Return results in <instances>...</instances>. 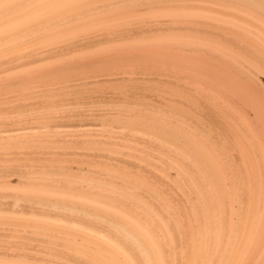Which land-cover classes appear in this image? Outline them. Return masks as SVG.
I'll return each mask as SVG.
<instances>
[{"label":"bare ground","instance_id":"1","mask_svg":"<svg viewBox=\"0 0 264 264\" xmlns=\"http://www.w3.org/2000/svg\"><path fill=\"white\" fill-rule=\"evenodd\" d=\"M46 1L50 0H0V41H4L5 37L8 38L4 36L7 32L11 31V36L19 39L25 34L24 32L42 27L44 24H41V21L35 20L34 24L35 21L32 20V22L23 23V26L13 28L14 24L20 23L21 18H26L23 15L28 16L30 11L31 15L34 9L40 5L44 6L43 2ZM51 1L71 3L70 8L65 6V10L62 9L63 6L60 7V12L73 10L71 9L72 3L81 7V11H77L78 7L73 5L76 7L74 8L76 13L71 11L72 14L65 15V18H57L62 22L75 20L79 16L97 14L96 17H99L98 14L100 15L104 9L106 13L125 7H130V9L138 7L139 12H144V9H152L153 12L164 9L163 14L156 15V19L159 17L156 24L132 25L127 24L128 22H121L119 25H124V27L107 31L109 33L104 32L100 38L96 36L88 42L91 45L95 41L113 36H138L142 38L138 39L141 40L138 43L117 46L115 48L119 51L116 54L104 55L97 60H87V63L77 60L75 66L115 60L118 63L135 62L139 73L149 71V68L155 69L154 73L149 71L150 76L147 77L149 82H146L143 77L145 82L142 81L141 84L137 80L139 77L136 78L133 74L128 77L111 76L105 79L112 82L111 87H115L112 90H116L118 99L123 97L128 103L141 104L140 100L150 97L156 103L143 104L148 108L151 107L150 110L154 113L151 114L149 111L141 113L135 109L134 112L131 110L123 115L120 112L121 116L108 112L112 115L108 117L102 111L103 115H97L98 111L95 116L84 119V122L95 125L97 122L103 123L104 120L113 123L120 122V124L127 121L125 124L129 129L127 132L123 130L125 126L114 125L112 127V129L122 130L118 131L117 135L115 134V139H131L165 151L164 153L168 154L169 158L177 159L176 162L181 169L167 160L166 166L176 169L172 176L173 173H169L166 168H159L154 162L145 160V163H142L143 158L136 155H125L123 152H120L122 156L89 153L87 156L108 159L100 162L99 166L105 171L114 170L121 175L119 179L108 177L106 176L107 170L106 174L104 172L96 174L97 179H103L101 181L88 179L102 188L103 192L108 191L109 193H92L85 190L86 188H81L82 186L69 187L70 192L73 191L87 199L83 200V198L62 199L60 198L62 194L59 198L55 195L54 197L36 193L33 195L35 192L33 190V194H29V191L28 194L25 191V194L0 191V197L13 196L18 197L19 200L23 199L27 203L24 207L29 213L32 204H37V206L38 204H43V206L58 204L57 206H60L58 208L63 206L86 213L94 219L84 220L79 218L80 215L78 218L69 216L72 221L68 219L72 223L85 224L90 227L88 229L99 233L95 235L87 232V229H85L86 232H79L78 229L69 230L68 236L73 237L70 240L73 247L70 249L74 253L71 252L68 257L65 256V260L58 259L54 254L51 256L49 252L47 256H41L32 254V251L21 254L16 249V251H11L4 248L1 249L3 252L0 256H3L2 259L12 260L2 261L1 259L0 264H264V0ZM48 6H50L49 3ZM149 6L150 8H147ZM55 10L54 12L60 14L59 10ZM162 10L160 12H163ZM50 13L52 11L48 12ZM36 19L38 20V17ZM39 19L42 20L43 16ZM153 33L159 34L153 35L155 37L153 41L143 39L147 34ZM168 33L173 34V38L166 35ZM108 52L110 51H106ZM31 55L33 54L29 55V59L26 57L27 61L21 59L22 57L15 61L20 60L21 64H26L39 60L37 55ZM11 59L12 57L8 60ZM152 63L153 66L148 65ZM163 64L169 73L159 72L163 69L158 68V65L163 66ZM75 66L71 67V70L75 69ZM78 68L76 67V70ZM81 69L84 68L79 70ZM66 70L64 68L59 73L55 72L56 70L54 72L63 77L66 73L71 78L80 77L81 73L74 72L77 75L75 76L70 75L69 71L65 72ZM51 71L53 70L47 68L39 75V79L44 74L43 78H47V74L48 77L54 75L55 73ZM170 71L177 73H170ZM37 75L38 73L23 75L21 78L24 81L32 80L33 77L38 79ZM110 75L105 72L99 77L105 78L104 76ZM103 78L101 79L104 80ZM125 80L129 83H119ZM124 86H127L126 90L122 91ZM45 91L55 92L51 89ZM65 114L67 112L61 118L58 116L57 121L50 120L49 124L51 122L59 123V125L66 123L60 120L65 121L71 115L70 113ZM156 114H168L170 119L161 118ZM70 122L67 120V123ZM1 123L3 125V122ZM10 124L11 122H4L5 127ZM144 127L155 128L157 131L148 133ZM158 131L165 138H162ZM86 134L102 135L95 131L86 132L85 130L78 136ZM14 136L16 135H1L0 140H9ZM83 138L80 137V140ZM80 140L75 141L81 142ZM119 140L112 141V143L117 144ZM92 175L95 174L89 176L92 177ZM6 183L9 184V182ZM185 186L193 189V192L201 188L203 193L195 194V204L192 203L191 195L188 194ZM131 189L135 191L131 192ZM43 193L48 192L43 190ZM205 203L207 210L203 213L202 207ZM7 208H9L8 205ZM25 213L26 211L22 214ZM34 213L36 214V211ZM13 218L15 216L11 221L16 220ZM56 224L43 221L40 224L36 223L40 225V228L48 231L53 229L62 233L66 231L64 227L60 228ZM73 225L71 224L70 228H73L71 227ZM44 233L46 237L49 236L46 232ZM56 248L58 249V246Z\"/></svg>","mask_w":264,"mask_h":264},{"label":"rangeland","instance_id":"2","mask_svg":"<svg viewBox=\"0 0 264 264\" xmlns=\"http://www.w3.org/2000/svg\"><path fill=\"white\" fill-rule=\"evenodd\" d=\"M43 3L42 4L44 6L40 5L41 7L39 6L37 9L33 10L34 12L39 10V12H36L37 15L34 12H32L33 15L32 14L30 15L31 13L30 11V13H28L29 14L28 16L27 14L23 15V17L25 16L26 18H21L22 17L21 16L20 23L14 24L13 28L23 26L27 22H30V21L32 22V20L34 21L36 20L37 22L41 21V24H44L42 27L36 30L24 32L25 34H23V36L19 39L14 38L15 36H11L12 32L10 31V29H7V31H10V32H7L4 36H8V38L5 37L4 41H0V119H1L0 123L3 122V125H4V122L5 123L11 122V124L6 125V127L5 125L3 126L2 123L0 124L1 125L0 126V136L10 135V134L16 135L9 140H5V141L0 140V191L2 192L8 191V193L14 192L15 194H21V193L23 194L25 191L26 194L34 193L33 195L41 194V195H48L50 197L52 196L54 197L55 195V197L58 196V198L62 194V196L60 197L62 199L64 198L65 199H82L83 198V196H79L77 195V193H74L73 191L70 192L69 187L79 188L82 186L81 188H84V189L86 188L85 190H88L92 193H97V194L109 193L108 191L103 192L102 188H100L93 182L88 181V179L96 180L97 182L103 180V179H97L96 174H101L102 172L105 173L108 170L107 169L105 171L101 166H99L100 162L108 160V159L87 156L89 155V153L90 154L107 153L112 156H119L121 155L120 152H123L125 155H131V156L136 155L137 157L143 158L142 160L143 162L141 161L142 163H145L144 160L151 162V163L154 162L157 166H159V168H166V170L169 173H173L171 175L174 176L176 169L168 168L166 166L167 160L171 161L179 169H181L180 167H178L180 165L178 164V162H176L177 161L176 158H172V157L169 158V155L164 153L165 151L152 148L149 144L146 145V143H143V142L132 141L131 139H120L119 140V139L114 138L115 134L117 135L118 131L121 132L122 130L112 129V127L114 125L115 126L120 125L119 127L125 126L123 130L127 132L129 130L128 128H126V126L128 127V125H125L127 124V121L126 123H123L124 125L122 123L121 125L120 122L113 123L110 121L107 122L106 120H104L103 123L97 122V124L95 125L84 122V119L86 120V119H89L95 116L96 113H98V111H99V114L97 115H103L105 113L104 115H107L108 117L111 114L121 116L119 114L120 112L123 115L124 113H128V111H131V110L132 112H134L135 109H136L135 111H137L138 109V111L141 113H148L146 111H149L151 114L154 113L153 111L150 110L151 107L148 108V106L145 105L147 103H156L150 97L140 100L141 104L144 106H142L140 103H137L138 105L128 103L126 99H124L123 97H121L120 99L116 97V90L115 91L112 90L115 87H111L112 82H108L105 79H108V77H111V76L128 77L133 74V76H136V78L139 77L137 79L139 80L138 81L139 83L142 82L144 78L146 82H149L147 78L150 76L149 71L152 73L153 70L155 69L149 68V71H142L141 73H139L138 70L136 69L137 67L134 64L135 62L118 63L115 60L109 61V62L101 61V62H98L96 64L94 63L91 65L89 64H86L83 66L79 65L80 67L78 65L75 66V64L78 62L77 60H80L79 62L83 61L87 63L88 62L87 60H94V59L97 60L104 55L116 54L119 51V49L116 50L115 48L117 46L131 44V43H138L139 41H141L138 39H142V38H139L136 35L137 37L135 36H125V37L113 36L111 38H107L104 40L100 39L98 41H95V43L91 45L88 44V42L94 39L96 36L100 38L102 33L104 32L109 33L107 31H112V30H116V29H120L124 27V25H119L121 24V22L123 23L128 22L127 24H132V25L156 24L157 20L159 19V17L158 19H156L157 18L156 15H159L161 13L163 14L164 9L163 10L161 9L163 12H160L161 10H159V8H156L159 10V12L157 10H156L157 12L156 11L153 12L152 9L151 10L144 9V12L142 11L139 12L138 7L131 8V9L130 7H125L122 9L118 8L116 10H113V12L109 11L108 13H106L104 9L100 15L98 14L99 17H96L97 14L91 15V16L88 15L85 17L79 16L75 20L62 22V21L57 20V18L63 19L65 15L68 16V14L71 15L72 13H74L76 7H78L76 6L77 4L72 3L71 9L73 8L74 11L69 9L67 11H70V12H66V11L64 12L63 10L62 12H60L59 10L60 7L63 6L64 8L62 7V9L65 10L66 7L70 8L69 6L71 5V3H67V2L60 3L59 1L52 2L51 0L43 2ZM48 3L50 4V6H48ZM73 5L76 7H73ZM54 8L56 10H59L60 14L62 13L61 15L62 17L60 16L58 12L57 13L54 12L55 10ZM147 8H150V6ZM80 9L81 7H78L77 11H81ZM50 11H52V13L48 14V12ZM45 14H47V16ZM58 14H59V17H58ZM49 15H52V16L48 18ZM42 16H43V19H42ZM37 17H38V20L36 19ZM40 17L45 22L40 20L39 19ZM36 21L34 22V24L36 23ZM153 35H159V34L158 33L147 34L145 37L143 36L144 37L143 39H151L148 41H153V38H155ZM166 35L173 38L172 36L173 34L171 35L168 33ZM174 37L176 38V36ZM106 51H110V52L106 53ZM28 54L29 55L33 54L35 56L37 55L39 60H36L33 62L31 61L30 63H26V64H21L20 60L15 61L17 58H21V57H22L21 59L27 61L26 57L27 58L29 57ZM10 57H12L13 60L12 59L8 60ZM148 65L153 66L154 64L152 63ZM73 66H75V69L71 70V67ZM158 66H159L158 68L163 69V71H159V72L163 74L169 73L166 67H164L165 66L164 64L163 66L161 65H158ZM76 67L77 68L79 67L78 70H76ZM47 68L49 70H53L51 71L52 73L55 70H56L55 72L59 73L61 69L65 68V70L68 69L69 71L68 72L66 70L65 72L70 73V75H73V74L75 75L76 73L77 74L81 73V74H79L80 77L78 78L77 77L71 78L69 74L67 73L63 77L54 72L55 73L54 75L51 73L52 75L51 76L49 75L48 77L47 76L48 74H47L46 75L47 78H43L45 77V74H44L43 77L40 76V79H39V75L42 72H44V70H46ZM80 68H84V69H81L80 71L79 70ZM105 72H108L111 75L104 76L105 78L99 77L101 73H105ZM173 72L174 74L177 73L175 71H170V73H173ZM37 73H38L37 75L38 79H35V77H33L34 79L32 80L26 79L24 81L21 78V76L23 75H29V74L35 75ZM135 73L137 74L135 75ZM101 78H103L104 80H102ZM119 83L127 84L129 83V81L125 80ZM126 87L127 86H124L122 88V91L126 90L125 89ZM50 89L52 92L53 91L55 92L50 93V92L45 91V90H50ZM108 90H111V91H108ZM101 111L103 112V114H101L102 113ZM66 112L67 114L70 113L69 115H71V117H69L68 119H65V121L62 119L60 120L66 123H60L59 125V123L53 124L51 122V124H49L50 120L53 119L57 121L58 120L57 117L59 116L58 118H61L62 116H64V113ZM108 112L111 114H109ZM156 115L164 119L165 117L169 118V116H167L168 114L166 115L156 114ZM77 119L81 120V122ZM67 120L68 121L70 120L71 122L67 123ZM72 121L74 124L72 123ZM77 121L79 122L78 124H77ZM123 121L125 122V120ZM111 123H113V125ZM108 128L110 129V131ZM146 129L148 133L157 131V129L155 128H146ZM85 130L86 132L95 131L102 135L86 134V135L80 136L81 138L84 137L83 139H85L87 136V138L85 139L86 141L83 139L80 140V137L78 136V134H80V132L85 131ZM104 132L105 133L108 132V133L105 134ZM159 135L162 138H165V136L161 132H159ZM75 140H80L81 142L79 141L77 142ZM115 140H119L120 142H117V144L112 143V141L114 142ZM29 155H30V158H29ZM21 158L23 159L21 160ZM1 168L3 171L1 170ZM106 173L105 174L108 177L117 178V179L121 177V175L114 170H108ZM90 174H95V175L94 176L92 175L91 177L89 176ZM6 182H9V184ZM65 184L67 185V187ZM187 187L185 186V189L189 192L188 194L191 195L192 203L195 204L196 195L200 193L202 194L203 192H201V188H198L197 191L193 192V189H190ZM32 190L35 192L32 193ZM43 190L48 193L47 194L43 193ZM38 191H41V192L39 193ZM130 191L131 192L135 191V189H131ZM83 200H87V199L83 198ZM23 201H24L23 199L19 200L18 197H13V196L0 197V205H1L0 206V224H1L0 225V234H1L0 235V238H1L0 239L1 241L0 242V253L3 252L2 250L4 248L11 250V251L17 250V252L21 254L31 253L32 251V254H37L41 256H47V253L49 252L51 256H53L54 254V256H56L58 259H64L65 256L68 257V254H71V252L74 253L70 249V247H73L72 246L73 243L70 241L71 239H73V237L68 236L69 230L78 229L79 232H84L85 229H87L86 230L87 232L89 231L90 233L99 235L97 231L93 229H88L90 227L86 226L85 224H82V223L80 224L79 222H73V223L71 222L72 220L69 216L78 218V215L81 216L82 214H85V215H82L81 217L79 216V218L92 221L94 218L86 213L79 212L75 209L70 210L63 206L62 208H58L60 207V206H57L58 204H53V205L46 204L44 206L43 204H38V206L37 204H32V207L29 208V211H30L29 213L27 212L28 210H26V208L24 207L26 206L27 203ZM6 204L8 205L9 208H7ZM206 207H207L206 203L203 204V207H202L203 213L206 212L207 210ZM55 210L56 211L58 210V211L56 212ZM25 211L27 214L26 213L22 214ZM35 211H36V214L34 213ZM54 211L56 212V215ZM49 214H52L51 216L55 218L51 217ZM13 216H15V218L13 219H16L14 220L16 222H14L13 220L11 221ZM16 216L20 218H17ZM68 218H70L71 221ZM51 219L53 220L56 219L58 224H56L57 223L56 221H53V220L51 221ZM66 219L68 220V222ZM42 221L51 222V223L54 222L60 228L64 227V229L67 232L63 231L64 233H62L59 230L57 231L56 229L55 230L53 229L52 231L54 233H51L52 231L45 230L43 228H40L39 227L40 225H36V223L40 224V222ZM74 223L76 224L77 228ZM71 224L72 225L74 224L73 226H71L73 228H70ZM79 227L81 228V230ZM30 231L32 232L30 233ZM9 232L11 234H8ZM44 232H46V235H49V236L46 237L44 235L45 234ZM59 234H61L60 237H59ZM18 237L20 238L18 239ZM31 238L33 239L34 242L33 241L31 242ZM12 242L14 243L17 242L18 244L17 243L14 244ZM41 243L42 245L44 244L43 247ZM15 245H18V246H15ZM13 246H15L16 248ZM57 246H58V249L56 248ZM56 253L58 254L55 255ZM2 258L3 256H0V261ZM6 260L9 261L12 259H2V261H6Z\"/></svg>","mask_w":264,"mask_h":264}]
</instances>
